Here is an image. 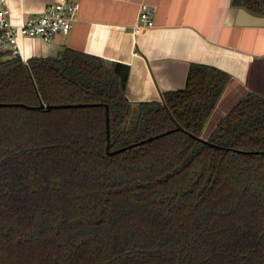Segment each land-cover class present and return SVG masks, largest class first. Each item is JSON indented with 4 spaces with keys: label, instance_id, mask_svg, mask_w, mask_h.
<instances>
[{
    "label": "trees",
    "instance_id": "16d2710c",
    "mask_svg": "<svg viewBox=\"0 0 264 264\" xmlns=\"http://www.w3.org/2000/svg\"><path fill=\"white\" fill-rule=\"evenodd\" d=\"M228 80L133 103L100 57L0 58V264H264V96L201 138Z\"/></svg>",
    "mask_w": 264,
    "mask_h": 264
},
{
    "label": "crops",
    "instance_id": "0c3cea01",
    "mask_svg": "<svg viewBox=\"0 0 264 264\" xmlns=\"http://www.w3.org/2000/svg\"><path fill=\"white\" fill-rule=\"evenodd\" d=\"M54 1L6 0L10 21L20 24ZM74 1L76 21L67 34H57L52 42L18 40L23 61L55 57L65 47L100 57L125 75L124 94L133 103L160 101L161 92L183 88L191 63L214 66L229 80L204 125L203 139L247 93L264 96V16L231 0ZM143 2L154 9V25L133 33Z\"/></svg>",
    "mask_w": 264,
    "mask_h": 264
},
{
    "label": "built area",
    "instance_id": "2783aa9c",
    "mask_svg": "<svg viewBox=\"0 0 264 264\" xmlns=\"http://www.w3.org/2000/svg\"><path fill=\"white\" fill-rule=\"evenodd\" d=\"M78 2L56 0L40 12L27 16L22 23L14 24L9 18L6 0H0V58H20L18 40L20 38H39L52 42L59 33L67 34L76 21ZM154 9L147 3H140L137 16L131 26L137 33L154 25Z\"/></svg>",
    "mask_w": 264,
    "mask_h": 264
},
{
    "label": "water",
    "instance_id": "95a60500",
    "mask_svg": "<svg viewBox=\"0 0 264 264\" xmlns=\"http://www.w3.org/2000/svg\"><path fill=\"white\" fill-rule=\"evenodd\" d=\"M253 18H255V17H253ZM252 22H254V21H252ZM108 63V62H107ZM115 70V72L117 73V74H119L117 71H116V69H114ZM120 76H121V78H122V83H123V85H124V77H125V75H123V74H119ZM0 105H6V104H0ZM44 105L42 104V103H40L39 104V106L38 107H43ZM148 139H150V138H148ZM203 139V138H202Z\"/></svg>",
    "mask_w": 264,
    "mask_h": 264
}]
</instances>
